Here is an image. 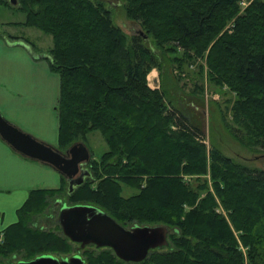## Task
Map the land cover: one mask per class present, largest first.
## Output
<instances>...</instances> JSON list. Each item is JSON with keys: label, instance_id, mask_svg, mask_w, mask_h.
<instances>
[{"label": "trees", "instance_id": "obj_1", "mask_svg": "<svg viewBox=\"0 0 264 264\" xmlns=\"http://www.w3.org/2000/svg\"><path fill=\"white\" fill-rule=\"evenodd\" d=\"M123 1L144 36L126 34L100 0H18L26 16L21 25L53 39L46 60L61 82L57 149L85 145L99 132L108 151L91 160L90 176L73 192L61 175L60 188L30 193L18 221L2 233L0 264L73 253L74 243L59 227L34 226L60 195L68 205L96 206L123 226L170 230L167 250H154L140 263L125 262L109 248H77L85 264H245L235 232L249 264H264V169L209 149L204 132L169 108L166 91L152 90L147 80L165 63L180 62V70L205 58L210 81L237 94L231 122L225 118L228 131L252 151H264V0H247L243 13V0ZM179 50L182 58L175 57ZM207 175L229 220L217 211ZM126 188L135 193L124 196Z\"/></svg>", "mask_w": 264, "mask_h": 264}, {"label": "rangeland", "instance_id": "obj_2", "mask_svg": "<svg viewBox=\"0 0 264 264\" xmlns=\"http://www.w3.org/2000/svg\"><path fill=\"white\" fill-rule=\"evenodd\" d=\"M2 1H6L9 6L4 5ZM100 1L104 2L111 8L114 22L126 34L129 36H144V31L139 23L131 21L127 18L124 10L125 3L123 0ZM248 5L249 1L247 0H243L241 2V13L244 12V9ZM17 7L18 4L12 5L8 0H0V34L11 39H18L17 37H20L30 41L36 47L42 48L44 51L46 50V52H50L53 45L52 37L46 35L38 29L22 26L21 24L26 22V16L22 11L17 9ZM147 45L154 48L152 43L148 42ZM168 55L171 57L170 59L172 61V57H174V55ZM182 56L183 52L181 50H179V53L175 55V57L178 58H182ZM179 63L174 61L171 63L168 62V64H164L162 70H152L147 77L149 87L152 90L166 91L167 106L171 109L175 108L185 114V116L189 118L195 126L204 132L206 138L205 143L209 149L213 146L217 147L227 157L232 158L245 166L264 169V151H252V149H250L252 148L251 145L240 142L234 133L228 131L225 126L227 124L225 118H227L229 122L232 120L231 108L234 101L237 100V94L228 85L218 87L210 81L209 68L205 58H197L194 62L191 61L189 63H183L184 65L180 70ZM41 140L42 139H40V141ZM43 143L51 145L47 142ZM85 146L91 154V160H99L100 157L108 151V145L99 132H94L89 135L87 141L85 142ZM205 177L209 182L211 193L219 204L217 211L228 219L229 216L227 210L220 204L221 202L215 190L211 186L210 176L207 175ZM195 178L196 177L191 178L190 180H194ZM186 179H189V177H186ZM134 193L135 190L133 191L131 188H126L124 190V196L126 197ZM57 198H59L61 202H66L68 204L66 195L56 196L55 199L51 201V205L46 212L39 219L37 218L35 221L36 223H34L35 227L44 230H55L59 227L58 231L63 233L58 221L60 208H55V200ZM7 204L8 203L3 202L0 208L6 210ZM3 212L5 211H0L1 214ZM132 226H134V224H130L125 227L130 228ZM235 234L237 236L239 249L244 256L245 264H249L248 248L239 238V234L237 232H235ZM2 241L3 235L1 234L0 243H2ZM77 248L80 249V245L74 244L73 253L67 257L76 255V250H78ZM167 248L168 247L157 249V251H166ZM101 249L102 248H96V246L94 247V245H90L83 250L99 251ZM83 250L81 253L84 252ZM21 260V256H17L16 258L12 257L10 260L5 262V264L17 263Z\"/></svg>", "mask_w": 264, "mask_h": 264}, {"label": "crops", "instance_id": "obj_3", "mask_svg": "<svg viewBox=\"0 0 264 264\" xmlns=\"http://www.w3.org/2000/svg\"><path fill=\"white\" fill-rule=\"evenodd\" d=\"M17 38L0 34V114L24 133L57 148L60 76L46 60L49 52ZM61 183L57 170L21 155L0 137V206L8 203L9 209L0 208L5 211L0 236L18 221L17 212L32 191L58 189Z\"/></svg>", "mask_w": 264, "mask_h": 264}, {"label": "water", "instance_id": "obj_4", "mask_svg": "<svg viewBox=\"0 0 264 264\" xmlns=\"http://www.w3.org/2000/svg\"><path fill=\"white\" fill-rule=\"evenodd\" d=\"M8 1L12 5L18 4V0ZM0 137L21 155L57 170L66 178L70 193L90 176L85 167L91 160V154L83 143L75 144L62 153L57 148L24 133L1 114ZM57 207L60 208L58 221L64 236L72 243L79 244L80 249L90 245L109 248L125 262L140 263L146 260L152 251L169 245L170 230L165 226L134 225L126 228L93 205H68L59 200L55 203V208ZM12 264H85V261L80 254L66 258L43 255L31 261Z\"/></svg>", "mask_w": 264, "mask_h": 264}, {"label": "flooded vegetation", "instance_id": "obj_5", "mask_svg": "<svg viewBox=\"0 0 264 264\" xmlns=\"http://www.w3.org/2000/svg\"><path fill=\"white\" fill-rule=\"evenodd\" d=\"M85 168L87 169V166ZM77 254H80L81 255V252H78Z\"/></svg>", "mask_w": 264, "mask_h": 264}]
</instances>
